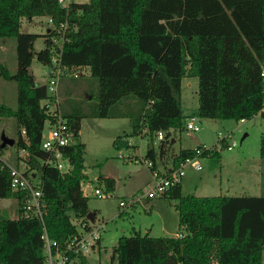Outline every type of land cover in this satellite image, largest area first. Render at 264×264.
Returning a JSON list of instances; mask_svg holds the SVG:
<instances>
[{
  "label": "trees",
  "instance_id": "trees-1",
  "mask_svg": "<svg viewBox=\"0 0 264 264\" xmlns=\"http://www.w3.org/2000/svg\"><path fill=\"white\" fill-rule=\"evenodd\" d=\"M65 5L59 0H0V38L15 39L17 61L14 74L0 62V78L16 85V107L0 104V119L15 121L13 146L26 150V175L32 171L41 182L44 225L60 250L79 233L78 224L90 229L82 192L88 179L85 146L77 140L81 117L61 113L75 133L74 143L61 151L72 168L62 173L42 164V130L46 121H53L49 105L54 99L44 103L46 85L29 71L34 57L48 67L53 54H59L64 66L88 67L98 81L97 117H108L109 108L124 98L137 99L143 113L130 123L131 135L142 133L152 145L156 132L163 131L160 155L171 141L170 131L184 127L185 77L197 79L200 118L247 120L264 105V0H69ZM42 16L54 28L43 35L44 48L34 52L39 36L21 33V19ZM123 141L116 138L115 147H132ZM193 155L194 149L181 150L172 166ZM216 155L210 150L202 157ZM259 155L264 159V135ZM145 156L155 162L150 145ZM1 165L0 199L19 202L22 194L10 187ZM98 181L107 192L113 190V179ZM162 198L177 201L182 236H121L111 250L116 264H211L212 259L217 264H262L264 196H181L178 184ZM42 233L39 220L22 219L18 210L15 219L0 216V264H43ZM70 259L86 264L85 256L70 254Z\"/></svg>",
  "mask_w": 264,
  "mask_h": 264
},
{
  "label": "rangeland",
  "instance_id": "rangeland-1",
  "mask_svg": "<svg viewBox=\"0 0 264 264\" xmlns=\"http://www.w3.org/2000/svg\"><path fill=\"white\" fill-rule=\"evenodd\" d=\"M86 2L87 0H72ZM53 29L46 17L21 19L20 32L35 34L39 37L34 43V52L44 48L43 35ZM60 44L61 40L56 39ZM0 62L14 74L17 67L16 42L13 38H0ZM29 71L38 83L47 82V67L39 64L36 58L32 60ZM198 82L195 77H185L181 85V106L184 114L194 117L199 131L192 132L186 129L176 132L170 131L169 143L165 153L160 155L159 144H150L148 137L140 138L131 135L130 123L142 115L141 104L137 99L127 97L109 108L108 117H97L98 111V81L90 73L79 79H65L58 88L57 103L51 105V110L57 109L61 113H72L81 117L80 130L77 140L85 146L84 174L88 179L85 183L91 188L99 187L111 197L100 198L89 194L87 207L95 213L91 224L97 228L103 223L105 230L100 231L101 247L86 256V264H116L111 257V250L117 244L119 237L129 236L134 232L140 235L148 234L151 237H171V232L179 231L177 223L178 213L175 211L176 200L166 201L151 199L156 209L164 214L157 215L150 212L148 202L142 201L132 208L119 206L120 200H128L136 194L145 191L153 185L151 170L142 162L150 145L156 153L155 164L159 170L171 165L172 158L181 150H193L197 147L215 150L216 156H204L199 161L200 171L189 167L184 169L181 184V196H255L259 195L258 188L264 187V165H258L256 156L259 155L260 137L264 135V117L259 113L245 120L244 123L233 119L214 120L204 119L197 115ZM0 104L15 109L16 85L13 81L0 78ZM186 120L183 126L186 125ZM16 124L13 118L0 119V135L15 141ZM246 134V136H245ZM123 138V142L130 140L132 147H115L116 138ZM224 138L223 141L220 138ZM235 143L232 150L227 145ZM16 147H6L0 150V156L10 164H16ZM21 167V164H19ZM102 178L114 180V188L107 192ZM84 183V184H85ZM246 188V189H245ZM17 202L15 199L0 200V216L8 219L17 218ZM163 210V211H162ZM167 220V221H166ZM166 229L161 231V227ZM173 228V229H172ZM168 236V237H169ZM264 264V251H263ZM79 264V263H78Z\"/></svg>",
  "mask_w": 264,
  "mask_h": 264
},
{
  "label": "built area",
  "instance_id": "built-area-1",
  "mask_svg": "<svg viewBox=\"0 0 264 264\" xmlns=\"http://www.w3.org/2000/svg\"><path fill=\"white\" fill-rule=\"evenodd\" d=\"M68 1L69 0H59V3L66 6L65 4ZM48 21L52 24L50 19H48ZM58 46L59 48L61 47L60 44H58ZM88 73H90L89 68L86 66L67 67L62 65L59 60V54H53L51 64L47 67V82L45 85L48 98L44 103L50 104V99H54L53 103L49 105V112L53 121H46L42 130L40 146L46 153V157L42 161V164L44 166L53 167L62 173L68 172L72 168L69 160L61 151L63 148L74 143L75 133L72 127L68 124L67 119L61 115L60 110H51V105L57 103V94L61 79H78L86 76ZM260 113L264 116V105L260 110ZM184 128L192 132L199 131V126L194 122V117L186 122ZM22 134H24V131H22ZM137 135L140 138L144 137L142 133ZM163 139L164 132L158 131L153 138L152 144H159ZM222 139L224 138H220V140ZM127 143L131 145L130 140ZM235 146L236 144L233 142L232 144L227 145V149L232 150ZM205 151H210V149L197 147L194 149V155L185 159L178 167L174 168L171 166L163 171L157 170L155 162L150 158L146 156L140 157L138 161H142L151 170L153 185L146 188L145 191L136 194L135 197H131L126 201L120 200L119 206L122 208H132L145 199L151 200L153 198L163 197L171 188L181 184L185 168L189 167L195 171H200L202 169L199 160L202 158V154ZM16 157L17 162L14 165L8 163L7 160L0 156V162L2 164L1 168H6L8 171L10 187L22 194V197L18 202L19 217L22 219L34 218L39 220L42 224L43 233L41 238L43 240L44 251L43 264H74L70 259V254L76 256H88L93 247L100 240V231L105 230L103 223L97 228L89 223L87 224L90 228L89 230L86 229V223L78 224L79 233L70 237L65 243L64 248L60 250L57 243L49 238L44 225L46 209L43 201L41 182L34 179L32 171L26 175V170L28 169L26 150L16 149ZM19 164H21V167H19ZM87 187L90 186L86 183L82 184V192L84 196L91 194L100 198L111 197L110 193H105L99 187H90L89 193L85 194L84 190ZM181 236L180 233L176 234V237ZM211 264H217V262L212 259Z\"/></svg>",
  "mask_w": 264,
  "mask_h": 264
},
{
  "label": "crops",
  "instance_id": "crops-1",
  "mask_svg": "<svg viewBox=\"0 0 264 264\" xmlns=\"http://www.w3.org/2000/svg\"><path fill=\"white\" fill-rule=\"evenodd\" d=\"M184 79V78H183ZM182 79V80H183ZM182 80H181V85H182ZM45 83V82H44ZM181 108H182V106H181ZM182 112H183V110H182ZM183 115L186 117V115L184 114V112H183ZM187 118V120H186V122L187 121H189V120H191V118H193L192 116H187L186 117ZM245 122V120H241L240 121V123H244ZM184 128V127H183ZM185 129V128H184ZM245 136H246V134H245ZM171 142H175V139H172L171 140ZM257 158H258V160H257V164L258 165H264V159L263 158H261L260 157V155H258V156H256ZM172 166V162H171V165H169V166H164V170L165 169H168V168H170ZM156 168H157V166H156ZM157 170H159L158 168H157ZM159 171H163V170H159ZM262 176H264V172L261 170L260 172H259V177H261L262 178ZM182 182H183V179H182V181H181V184H182ZM246 189V188H245ZM258 193H259V195H255V196H264V187L262 188V184L259 186V188H258ZM155 199H158V200H165L164 198H162V197H157V198H155ZM0 200H2V199H0ZM143 201H145V202H148L149 203V205H150V212H155L157 215H160L161 217H163L161 214H164V212H159V208L158 209H156V207H155V205H154V202L152 201V202H150L151 200H148V199H145V200H143ZM167 201V200H166ZM16 202H17V200H16ZM133 209V208H132ZM18 210V202H17V208H16V211ZM163 211V210H162ZM175 211H176V209H175ZM177 213V212H176ZM94 221V220H93ZM167 221V220H166ZM177 223H178V218H177ZM162 226V225H161ZM165 227H167L166 225H163L162 227H161V231H164L166 228ZM173 229V228H172ZM170 232H171V237H173V236H176V234L178 233V232H172L171 230H170ZM169 235H167V236H163V237H168ZM170 237V236H169ZM100 247H101V237H100V240L97 242V244L93 247V249H92V251L91 252H93L94 250H98L99 251V249H100ZM91 254V253H90Z\"/></svg>",
  "mask_w": 264,
  "mask_h": 264
},
{
  "label": "water",
  "instance_id": "water-1",
  "mask_svg": "<svg viewBox=\"0 0 264 264\" xmlns=\"http://www.w3.org/2000/svg\"><path fill=\"white\" fill-rule=\"evenodd\" d=\"M14 144V140L11 139V138H8L6 137L3 133L0 135V148L1 149H4L6 147H12ZM90 191V187H87L85 190H84V193L85 194H88ZM87 219L90 221V222H93V212H88L87 214Z\"/></svg>",
  "mask_w": 264,
  "mask_h": 264
}]
</instances>
